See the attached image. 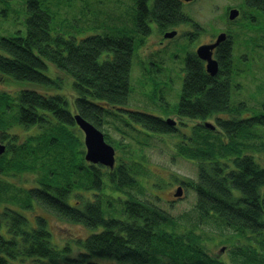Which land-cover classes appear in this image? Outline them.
Here are the masks:
<instances>
[{
    "label": "trees",
    "instance_id": "trees-1",
    "mask_svg": "<svg viewBox=\"0 0 264 264\" xmlns=\"http://www.w3.org/2000/svg\"><path fill=\"white\" fill-rule=\"evenodd\" d=\"M125 1L132 2L130 23L107 20L109 12H102L89 25L93 33L80 37L73 32L74 22L69 24L73 29L59 22L58 9L49 0H24L25 30L0 38L1 73L20 83L49 87L56 82L52 63L72 77L67 95L26 87L14 97L0 88V132L6 143L0 155V264H103L102 258L126 264H264V111L254 113L246 99L230 101V85L205 72L190 54L177 110L227 116L217 117L216 129L194 124L175 141V148L198 162L197 179L187 182L197 192L194 215L206 225H221L228 238L235 234L243 239L232 251L239 249L238 254L228 262L211 255L199 225L190 220L181 226L178 217L130 192L143 173L142 164L130 154L128 159L117 154L113 168L86 158L77 113L99 128L113 115L156 133L176 130L162 116L126 105L131 104V60L140 38L155 29L153 21L162 31L184 21L182 3ZM250 3L264 11V0ZM126 9L122 6L117 13ZM232 42L223 43L224 57L233 53ZM152 69L144 68L148 75ZM14 126L24 132L13 131ZM103 132L122 151L121 140L113 142ZM75 194L79 196L73 201ZM117 199L123 201L125 217L106 214L103 206H114ZM38 207L97 231L55 243L45 212L28 215Z\"/></svg>",
    "mask_w": 264,
    "mask_h": 264
},
{
    "label": "rangeland",
    "instance_id": "rangeland-1",
    "mask_svg": "<svg viewBox=\"0 0 264 264\" xmlns=\"http://www.w3.org/2000/svg\"><path fill=\"white\" fill-rule=\"evenodd\" d=\"M4 1L0 0V38L6 34L16 33L18 29L25 30L26 28L27 12L22 7L24 0H12L10 3ZM49 2L54 9H58L59 22L65 23V27L69 29H73L69 27V24L74 22L75 30L73 32L79 34L80 37L85 36L87 33H93L94 30L89 25L96 23L94 22V16L102 12H109L108 17H104L107 20L113 19L118 22L121 19L125 23L132 21L133 11L128 12V7L132 4L131 1L49 0ZM230 2L232 0H193L183 5V10L186 13L189 12L195 22L189 23L187 28H182L181 24L177 25L180 29L179 34H176L172 38L163 37L160 27L155 26V29H153L149 36L140 38L142 41L140 40V45L133 55V60H131V82L134 88H132L133 91L130 94L131 104L128 103L126 107H136V109L149 111L163 118L167 116L175 118L176 123L172 125L176 127V130L173 133L161 134L144 130L140 128L139 124L126 118L130 120V122L128 121L130 126L123 119L116 118L113 115L109 117L110 121L101 127L103 131L111 134L112 138L115 139H112L113 142L119 139L122 141H117L123 144V148L122 151L119 148H115L116 156L117 154H119V157L122 155L124 159L131 158L132 156L135 163L140 162L142 164L143 173L138 175L140 184L137 187L128 188V190L135 194L139 200L157 204L178 217L181 226L186 225L190 220L194 224L199 225V232L202 233L204 241H206V244L210 248H207L208 252L213 256L221 257L227 262L233 254H238L239 249L234 252L232 251L242 243L243 239L238 240L235 234L231 238H228L222 234L221 229L218 227H221V225H206L196 218L194 214L195 208L197 209L195 207L197 192L187 182L191 179H197L198 162L179 155L175 148V141L179 140L183 133L191 131V126L196 123L205 125L206 120L215 123L216 119L212 116H207L208 118L204 117L203 119L194 117L180 118L172 109L173 107H177L183 84L182 81L176 78L175 74L180 67L185 65L187 50L191 52L193 48L187 46V38L184 41V47L181 48L183 46V38L187 37L188 30H191L190 36L194 38L196 44L203 40L215 38V35L221 32V29L228 26L225 24L224 12L225 5ZM87 6H91L93 10L87 9ZM122 6L127 8V11H125V14H118L117 12L118 10H122ZM259 23V25H251V22L244 24L243 20H238L237 22L230 23L229 27L232 29L231 32L234 38L232 42L233 56L239 58L241 55L239 65L235 66L237 70L239 69L240 73L235 74L234 79L238 84L242 83L244 86L242 87L243 95L240 93L239 88H234V96L238 100L246 99L250 106H252L251 110L254 113L264 111V20ZM23 32L21 31V33ZM161 38H170L167 42V47L170 45V48L174 49L178 46L181 49L172 51L170 54L167 53L162 49L165 48L166 44L159 42ZM172 53L179 56H174ZM247 59H249L248 62H246ZM144 60L146 61L144 62ZM49 65H51L50 74L56 79L53 86L34 85L33 83L24 84L20 83L19 80L10 82L9 84L0 76V88L7 89L14 97L17 91L26 87L36 88L44 93L60 91L64 95H67L69 93L68 89L71 88V75L60 70L55 64L50 63ZM145 66H149L150 69L153 67L157 69L154 72L152 71L151 75H148L144 70ZM170 67H172V73L169 72ZM222 71L224 70L222 69ZM171 75L174 77V80ZM152 80L156 82V84L154 83V87H152ZM167 81L169 82L167 83ZM61 85L62 88L59 89ZM165 94L166 96L164 97ZM230 100L233 101L232 98ZM221 115H224V113H221ZM245 115L251 114L246 113ZM132 126L136 129H133ZM80 129L81 137H84V131L82 128ZM13 131L24 132L22 128L17 126H14ZM148 137L150 138L147 139ZM127 153L131 156H128ZM142 154L144 155L140 156ZM261 162L264 163V159L261 158ZM178 186H182V194L179 196L175 195ZM76 196L72 195L71 199L73 201L77 200L79 195ZM127 196L128 194L126 195L125 193L124 199L128 198ZM91 197L94 198L93 194ZM84 200L85 197L82 194L81 201L83 202ZM122 202V200L117 199L116 202L114 201V206L105 204L103 207L106 210V214L125 217ZM33 212H45L48 225L53 232V240L58 244H64L80 237L85 238L92 231H97L96 229L90 230L86 225L76 221L62 219L54 211L41 210L38 207L35 211L28 212L31 218H33ZM176 227H179L177 223ZM74 249L77 251V246ZM100 262L103 264H126V262H118L112 258H102Z\"/></svg>",
    "mask_w": 264,
    "mask_h": 264
},
{
    "label": "flooded vegetation",
    "instance_id": "flooded-vegetation-1",
    "mask_svg": "<svg viewBox=\"0 0 264 264\" xmlns=\"http://www.w3.org/2000/svg\"><path fill=\"white\" fill-rule=\"evenodd\" d=\"M191 1H193V0H180V2L182 3L181 6L184 7L183 5L188 4ZM250 1L251 0H232V2H230L229 4H226L225 5V12H224V16L225 17H224V20L226 21L225 24H227L228 26H226L223 29H221L220 30L221 32H219L217 35H215L216 36L215 38L210 39V40H203V41H201V42H199V43L196 44L195 41H194V38L192 36H190L191 30H188L187 31V37H184L183 38V41H182L183 46L181 47V48L184 47V41L187 38L188 39L187 46L188 47H193L191 49L192 50L191 52H189L190 50H187V56L190 54L191 55V58H195L200 63V65L203 66L204 71L207 72L208 74H210L212 76L217 75V78H218L219 81L228 83L230 85V97L228 96L227 98L229 100L232 98L233 101H236V102H240L241 100H238V98L234 96V88L235 89H238L239 88L240 93L242 94V87H244L242 85V83L241 84H238V82L234 79L235 74H239L240 73L239 69L237 70L235 66L236 65H239V62L241 61V55L239 56V58L237 56H233V53L229 56L228 54H230V53L228 52L226 54V56L224 57V54L222 53V49L224 47H226V46L223 47V43L224 42H226V41H229L230 42L231 40L234 39L233 36H232V32H231L232 29L229 28L230 27V23L237 22L238 20H243L244 21V24H246L248 22H251V25L252 24L259 25L260 24L259 22H261V21L264 20V11L258 9L255 6H252L251 3H250ZM143 3L144 4L147 3V4L151 5L152 3H154V0H143ZM233 9L237 10L238 11V14L234 18H231L230 17V14H231V11ZM183 12L185 13V19H184V21H180V22H178L176 24V26L174 25V27L166 28L164 31H162V29H160L163 32V37L165 36V37H171L172 38L176 34H179L180 33V29L177 27V25H179V24H181V27L182 28H187L188 25H189V23H194L195 22L193 20L192 16H190L191 14L189 12L186 13L184 10H183ZM152 23L154 24V26H158L156 21H153ZM158 27H160V26H158ZM254 28H260V27H254ZM170 30H177V33L175 35H173V36H166L165 35V32L166 31H170ZM220 34H225V38L223 40H221L218 44H216L214 48L211 49L212 58L215 59L218 62L219 69H218V71L215 74H212L208 70V67H207L208 61H207V59L201 57L198 54L197 49L201 45H214L217 42L218 37H219ZM8 35L9 34H6L5 36L7 37ZM169 39L170 38H161L159 40V42H161V44H166L165 45V48H162V49H164L169 54L172 51H178V50L181 49L178 46L176 48H174V49L170 48V45L167 47V42H168ZM178 44H181V43H178ZM231 46L233 48V43H232V45L230 44L229 47H231ZM0 53H2V50H0ZM173 55L174 56H179V55H175V54H173ZM187 56H186V58H187ZM248 60L249 59H247L246 62H248ZM145 61L146 60H144V62ZM186 64H188V61L185 60V65H184L185 67L184 66L183 67H180L177 70V73L175 74L176 75V78L179 79L182 82L184 81L185 76L187 74ZM145 67L150 68L149 66H145ZM153 68L156 71L157 68L156 67H153ZM170 68L171 69L169 70V72L172 73V67H170ZM222 69L224 71H222ZM0 76L2 77V79L6 80L9 84H10V82L16 81L12 77H9V75L3 74L1 72H0ZM172 78L174 80V77L173 76H172ZM168 82L169 81H167V83ZM170 82H172V81H170ZM165 96H166V94L164 95V97ZM172 111L175 112L180 118H182V117H194V118H200V119L202 118L203 119L204 117H207V116L210 117V116H212V117H214V119L217 120V117L227 116L226 113L221 112V111H219V112H212V113L207 114V115H204V116H202V115H193L192 113H184V112H182L180 110H177V107H173ZM221 113H224V115H221ZM168 118H171V119L175 120V118L168 117V116L166 118H163V119H168Z\"/></svg>",
    "mask_w": 264,
    "mask_h": 264
},
{
    "label": "water",
    "instance_id": "water-1",
    "mask_svg": "<svg viewBox=\"0 0 264 264\" xmlns=\"http://www.w3.org/2000/svg\"><path fill=\"white\" fill-rule=\"evenodd\" d=\"M238 14V11L233 9L231 11L230 17L234 18ZM177 33V30L166 31V36H173ZM225 38V34H220L217 42L214 45H201L198 47V54L206 58L208 61V70L215 74L218 69V62L212 58L211 49L215 47L221 40ZM75 120L80 128L84 131V142L86 146V158L94 163H101L110 168L115 167L116 163V149L114 145L108 142L105 138L104 132L101 128L96 126L93 122L86 119L77 113L75 116ZM165 122L175 124L176 121L168 118ZM205 125L208 127L215 129L216 125L210 121H205ZM6 150V143L3 141L1 132H0V155ZM182 194V186H178L175 195L179 196ZM224 249V248H223Z\"/></svg>",
    "mask_w": 264,
    "mask_h": 264
}]
</instances>
